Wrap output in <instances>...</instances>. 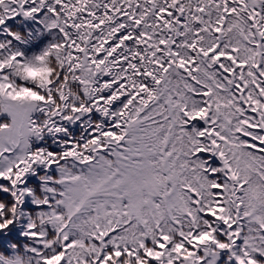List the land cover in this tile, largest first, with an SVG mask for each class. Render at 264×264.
I'll return each mask as SVG.
<instances>
[{"label":"snow or ice","instance_id":"6c2138e0","mask_svg":"<svg viewBox=\"0 0 264 264\" xmlns=\"http://www.w3.org/2000/svg\"><path fill=\"white\" fill-rule=\"evenodd\" d=\"M0 264H264V0H0Z\"/></svg>","mask_w":264,"mask_h":264}]
</instances>
